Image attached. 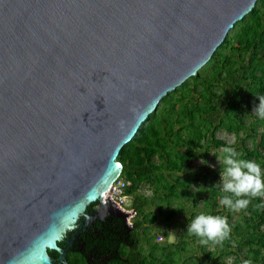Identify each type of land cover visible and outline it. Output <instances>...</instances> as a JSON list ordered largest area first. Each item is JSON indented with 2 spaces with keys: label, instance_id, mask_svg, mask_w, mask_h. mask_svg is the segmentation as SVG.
<instances>
[{
  "label": "water",
  "instance_id": "water-1",
  "mask_svg": "<svg viewBox=\"0 0 264 264\" xmlns=\"http://www.w3.org/2000/svg\"><path fill=\"white\" fill-rule=\"evenodd\" d=\"M257 1L0 0V264H66L80 216L125 220L101 200L119 151Z\"/></svg>",
  "mask_w": 264,
  "mask_h": 264
},
{
  "label": "trees",
  "instance_id": "trees-1",
  "mask_svg": "<svg viewBox=\"0 0 264 264\" xmlns=\"http://www.w3.org/2000/svg\"><path fill=\"white\" fill-rule=\"evenodd\" d=\"M262 97L264 0H258L235 23L206 65L168 92L119 151L116 161L127 183L125 194L136 212L132 225L113 216L96 219L66 252V264H244L237 255L244 250L245 261L264 264V193L246 197L248 207L231 220L233 211L220 204L229 194L223 192L217 170L214 176L198 172L199 168L191 170L200 154L227 147L216 138V132L223 130L234 137L229 147L235 150V158L258 163L264 175V119L255 111ZM218 170L222 171V164ZM192 183L197 184L195 191L190 189ZM141 186L150 190L148 197L138 193ZM183 199L190 208L201 201L211 215L226 217L231 230L222 243L199 246L201 258H183L184 241L160 246L149 235L156 222L150 205L160 212L170 209L166 217L170 219L177 208L184 210V203L176 205ZM201 213L205 211H191L187 221ZM57 246L61 248L60 243ZM48 255L57 260L55 251L48 250Z\"/></svg>",
  "mask_w": 264,
  "mask_h": 264
},
{
  "label": "clouds",
  "instance_id": "clouds-1",
  "mask_svg": "<svg viewBox=\"0 0 264 264\" xmlns=\"http://www.w3.org/2000/svg\"><path fill=\"white\" fill-rule=\"evenodd\" d=\"M255 111L259 118L264 119V97L259 99ZM222 151L223 155L216 159L222 164L220 181L223 192L229 195H224L220 204L232 211L246 209L250 203L246 197H256L264 193V175L261 167L253 161L236 159L233 148L224 147ZM230 231L226 217L203 213L197 215L187 227L188 234L202 238L201 244L222 243ZM244 264H251V261L246 260Z\"/></svg>",
  "mask_w": 264,
  "mask_h": 264
},
{
  "label": "rangeland",
  "instance_id": "rangeland-1",
  "mask_svg": "<svg viewBox=\"0 0 264 264\" xmlns=\"http://www.w3.org/2000/svg\"><path fill=\"white\" fill-rule=\"evenodd\" d=\"M260 130L263 132L262 129ZM216 138L218 140L224 141L227 147L232 146L234 143L233 135L226 133L223 130H218L216 132ZM222 150H223L222 148H217V149L210 150V152H208L206 155L200 154L192 162L191 170H194L195 168H199L198 172H200L201 170L203 171H201L200 173L208 171L212 176H214L212 173H215V171L217 170L216 176L220 180V174L222 175V171H219L218 169L221 166V162L219 161V159H216V158H219L220 156H222V152H223ZM199 184L200 186H203L204 182L200 181ZM190 189L191 191H195L197 189V184L192 183ZM138 193L148 197L150 195V190L144 186H141L138 190ZM127 202L128 203L131 202L130 197L127 198ZM179 204H183L184 210H181V208H177L176 212H174L171 215L170 219L166 218L168 216V213L170 212V209L164 208L160 212L154 205H150L149 209L152 211L156 222L154 225H152L149 235H153L155 237L153 240L154 243L160 246L176 244L179 241H184L186 243V246H185L186 254L183 255V258L186 256L193 257V255L197 258H201V251H200L199 246L202 245L200 243V240L202 238L188 234L187 227H188V224H190L192 221L189 222L187 220L190 217L191 211L193 213H199V212L205 211V214L211 215L210 209L209 208L204 209L201 201L197 202L195 208H190L191 206L188 204V202L185 199L180 200L179 202L176 203V205H179ZM172 206L174 207L175 203H173ZM239 215H240L239 211H233L231 213V220L238 219ZM237 255L241 261L243 262L245 261L244 260L245 250L240 251ZM226 262L229 263L230 258H227ZM252 264H255V263L252 262Z\"/></svg>",
  "mask_w": 264,
  "mask_h": 264
},
{
  "label": "built area",
  "instance_id": "built-area-1",
  "mask_svg": "<svg viewBox=\"0 0 264 264\" xmlns=\"http://www.w3.org/2000/svg\"><path fill=\"white\" fill-rule=\"evenodd\" d=\"M127 183L119 175L117 179L111 184L107 191L102 195V202L109 201L115 208L123 212L125 217V224L131 226L134 218L136 217L135 210L127 202L128 196L125 194Z\"/></svg>",
  "mask_w": 264,
  "mask_h": 264
},
{
  "label": "flooded vegetation",
  "instance_id": "flooded-vegetation-1",
  "mask_svg": "<svg viewBox=\"0 0 264 264\" xmlns=\"http://www.w3.org/2000/svg\"><path fill=\"white\" fill-rule=\"evenodd\" d=\"M94 211H95V207L88 208V206H87L84 214L87 216H91ZM93 221H95V220H93ZM93 221L89 225L85 226L83 216H80L76 225L74 226V228L71 231L67 232L64 235L62 241L59 242L61 248L64 250L66 249V252L68 250L72 249L77 244V242L79 240V236L85 230H87L89 227H91ZM56 263H57V260H56Z\"/></svg>",
  "mask_w": 264,
  "mask_h": 264
}]
</instances>
